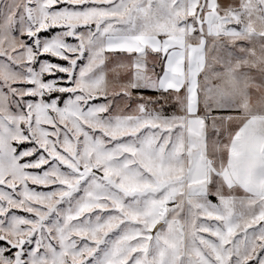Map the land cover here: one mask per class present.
<instances>
[{
    "label": "snow or ice",
    "instance_id": "6c2138e0",
    "mask_svg": "<svg viewBox=\"0 0 264 264\" xmlns=\"http://www.w3.org/2000/svg\"><path fill=\"white\" fill-rule=\"evenodd\" d=\"M0 264H264V0H0Z\"/></svg>",
    "mask_w": 264,
    "mask_h": 264
}]
</instances>
